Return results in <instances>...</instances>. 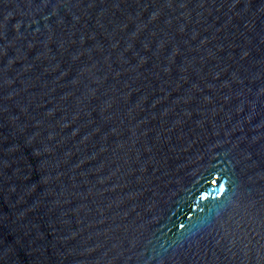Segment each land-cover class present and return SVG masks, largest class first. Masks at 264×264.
Returning a JSON list of instances; mask_svg holds the SVG:
<instances>
[{"label":"water","instance_id":"obj_1","mask_svg":"<svg viewBox=\"0 0 264 264\" xmlns=\"http://www.w3.org/2000/svg\"><path fill=\"white\" fill-rule=\"evenodd\" d=\"M0 264H264V0H0Z\"/></svg>","mask_w":264,"mask_h":264}]
</instances>
